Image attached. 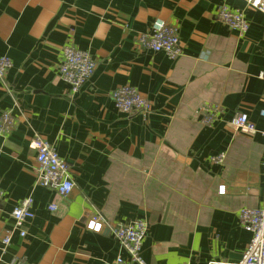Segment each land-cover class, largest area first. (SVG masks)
I'll use <instances>...</instances> for the list:
<instances>
[{"label": "crops", "instance_id": "1", "mask_svg": "<svg viewBox=\"0 0 264 264\" xmlns=\"http://www.w3.org/2000/svg\"><path fill=\"white\" fill-rule=\"evenodd\" d=\"M224 4L245 11V34L219 19ZM157 19L178 26L177 59L138 46ZM66 44L97 63L73 96L59 72ZM3 55L13 66L0 119L10 110L14 122L0 128V264H112L123 251L110 227L134 218L149 225V264L242 259L252 234L238 211L264 208L262 11L247 0H0ZM126 84L150 101L148 118L116 108L112 91ZM205 107L221 110L210 124ZM241 112L254 133L232 124ZM36 136L69 163L68 195L38 182ZM27 196L35 217L22 236L12 210ZM97 214L101 232L86 227Z\"/></svg>", "mask_w": 264, "mask_h": 264}, {"label": "built area", "instance_id": "2", "mask_svg": "<svg viewBox=\"0 0 264 264\" xmlns=\"http://www.w3.org/2000/svg\"><path fill=\"white\" fill-rule=\"evenodd\" d=\"M249 5L264 13V0H247ZM219 19L230 28L238 31L241 35L249 29V21L245 11L239 8H231L224 4L218 9ZM139 47L164 52L169 58L177 59L183 53V44L179 35V28L176 25L157 19L148 32L140 33L137 37ZM96 60L86 50L80 49L73 44H66L63 48L59 72L61 77L69 84L70 96L75 95L81 87L91 78L96 68ZM13 62L10 57L0 56V79H3L12 68ZM112 99L118 110L123 113H140L148 118L151 112L150 101L141 95L138 89L132 85H120L112 91ZM221 112L219 107H205L203 122L212 123L218 118ZM260 115L264 118V106L260 109ZM13 116L10 110L3 112L0 119V128L8 131L13 126ZM232 124L239 129L249 133L256 131V125L247 113H237ZM264 136V129L262 130ZM37 149V173L38 182L48 188L57 190L63 196L68 195L75 186L70 174L69 163L61 157L56 148L45 139L36 136L34 139ZM224 154L215 157L213 160L222 162ZM264 175V162H263ZM226 185L219 187V192L224 193ZM4 190L0 186V201L3 199ZM33 197L27 196L20 201L12 210L16 228L22 236L26 234L24 225L28 220L35 217L32 210ZM49 209H57L56 204H50ZM238 217L243 227L251 232L252 237L242 259L236 263L225 261L217 264H264V208L244 207L238 211ZM107 225L105 218L100 215H93L87 219L86 227L94 232H101ZM148 222L142 218H134L127 221H120L110 227V230L118 241L122 253H119L112 264H149L145 261L142 250L143 243L148 232ZM4 244L11 242V237L3 239Z\"/></svg>", "mask_w": 264, "mask_h": 264}]
</instances>
